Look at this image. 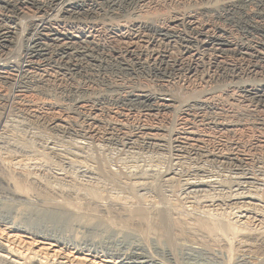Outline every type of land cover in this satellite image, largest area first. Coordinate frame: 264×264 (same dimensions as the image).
I'll list each match as a JSON object with an SVG mask.
<instances>
[{"label":"bare ground","instance_id":"obj_1","mask_svg":"<svg viewBox=\"0 0 264 264\" xmlns=\"http://www.w3.org/2000/svg\"><path fill=\"white\" fill-rule=\"evenodd\" d=\"M0 189L4 264H264V0H0Z\"/></svg>","mask_w":264,"mask_h":264},{"label":"rangeland","instance_id":"obj_2","mask_svg":"<svg viewBox=\"0 0 264 264\" xmlns=\"http://www.w3.org/2000/svg\"><path fill=\"white\" fill-rule=\"evenodd\" d=\"M164 14V13H163ZM26 22V23H25ZM28 22L29 21H26V20H22L21 21V24H22V27H23V29L25 28V27H27L29 24H28ZM24 23V24H23ZM25 25V26H24ZM19 43V44H18ZM17 43V47H15V49H14V55H16V56H20L21 55V49H22V43H20V42H18ZM19 52H20V54H19ZM206 56V55H205ZM204 56V59H203V61H204V63H207V60H208V58H209V56H206L205 57ZM208 57V58H207ZM17 59V58H16ZM206 61V62H205ZM247 78H249V77H247ZM247 78H246V81H247ZM249 81H253V79H249ZM210 83V84H209ZM207 82V83H205V85H204V87L206 88H208L209 87V90H216L213 86H214V83H212V82ZM249 83H251V82H249ZM204 84V82H202V84H201V86ZM208 85V86H207ZM212 86V87H211ZM203 87V86H202ZM216 94H218V92H216ZM169 157H171V156H169V154H165L164 156H162L160 159H159V161H160V163L158 164V162H156V163H153L152 162V159L150 158V157H148L147 159L148 160H145L146 161V164L148 163L149 165L150 164H158L159 166V169L161 168L162 170H166V169H168V168H170V167H172L171 165L173 164V161L171 162L170 160H172V157L171 158H169ZM146 159V158H145ZM151 159V160H150ZM162 159V160H161ZM170 159V160H169ZM154 160V159H153ZM169 160V161H168ZM150 161V162H149ZM168 166V167H167ZM165 167V168H164ZM180 168H182V167H178L177 169H180ZM220 173V172H219ZM223 174V175H222ZM220 173V175H222V176H224V174H225V176H227V177H225V178H228L229 179V177L231 176H229V174H226V173ZM216 178V177H215ZM220 179V178H219ZM223 179V178H222ZM222 179H220V180H222ZM227 179V180H228ZM233 180L234 179H232L231 178V182H233ZM230 181V180H229ZM228 181V182H229ZM230 182V183H231ZM234 183V182H233ZM251 191V192H249V191ZM245 189V192L243 191L242 193L244 194H248V192H249V194L248 195H253L254 196V198H257V199H259L260 198V200H262V201H264V191L262 192V191H255V190H250V189ZM3 190L2 189H0V228H3L2 230L0 229V237H2V240L0 239V245L2 246V243L3 244H6V245H8V242H6L5 241V239H8L9 237H10V239H12V240H14V239H16V244L15 245H13V248L14 247H16V248H14V249H18L17 248V244H18V242L20 243L21 241V239L24 241L22 244H24L23 246H26V243L28 242V240L27 239H25L24 237H23V234H25L24 236L26 237V236H31L32 235V232L28 229L27 231H25V228H32V227H34L35 225L34 224H36V223H39L40 225L42 224V226H44L46 229H48V230H46V229H44V228H42L41 230H43L44 232H46V231H49V232H54V231H50V229L52 230V227L54 226V227H58V226H62L60 223L58 224V222L57 221H55L56 220V218L54 217V216H51V215H49L48 217L47 216H45L43 213H37V215H36V213L34 212V210H35V205H29L28 206V204L29 203H25V201H22V200H10L9 199V196H7V194L4 192V194H3ZM247 192V193H246ZM256 194H255V193ZM259 194V195H258ZM6 195V196H5ZM256 196V197H255ZM7 197V198H6ZM4 198V199H3ZM7 202V203H6ZM73 202V201H72ZM16 203V204H15ZM3 204V205H2ZM22 204H23V206H22ZM12 205H13V207L14 206H22V209L24 208V210H25V208H27L25 211H27L26 213L24 212V215H22L23 217H13V215L14 214H12V213H10V208L9 207H12ZM26 206V207H25ZM31 210V211H30ZM31 214H29V213ZM33 212V213H32ZM233 213V214H232ZM231 214H229L228 212L227 213H214L213 215H212V217L211 218H220L222 221H226V222H228L229 224H231L232 226L233 225H235L234 226V228L235 229H237L238 231H240V230H242L243 229V231L245 230V231H257V230H259L262 226H260V225H258V227H257V225L256 224H252V223H246L245 222V219H243V218H241V216L240 215H238L237 213H235V211H233ZM219 214V215H218ZM38 216V217H37ZM214 216V217H213ZM11 217V218H10ZM51 217V218H50ZM225 217V218H224ZM18 219V220H17ZM25 219V220H24ZM51 219V220H50ZM229 219H230V221H229ZM243 219V220H242ZM13 220H16V221H13ZM33 220V221H32ZM38 220H39V222H38ZM54 220V221H53ZM22 221V222H21ZM25 221V222H24ZM35 221V222H34ZM47 221V222H46ZM17 222H19V224L17 223ZM30 222V223H29ZM50 222V223H49ZM55 222H57V224L55 223ZM11 225H10V224ZM16 223V224H15ZM34 223V224H33ZM49 223V224H48ZM242 223V224H241ZM8 224V225H7ZM26 224V225H25ZM32 224H33V226H32ZM17 225H19L20 227H18ZM26 227H25V226ZM47 225V226H46ZM53 225V226H52ZM28 226V227H27ZM260 226V227H259ZM8 227H12L13 229L12 230H16V228H18L17 229V231H15V233H14V235L15 234H17L19 237H17V238H20L21 237V239H17L16 237H13L12 238V233H10L9 231H8ZM25 227V228H24ZM241 227V228H240ZM256 228V229H255ZM5 229H7V230H5ZM21 229V230H20ZM24 229V230H23ZM248 229V230H247ZM264 229V228H263ZM20 230V231H19ZM46 230V231H45ZM3 232V233H2ZM7 232V233H6ZM23 232H26V233H23ZM85 231H81L77 236H79V237H85L87 234H85L84 233ZM23 233V234H22ZM47 234H50V233H48V232H46ZM3 234V235H2ZM30 234V235H29ZM82 234L83 235H85V236H82ZM5 235V236H4ZM11 235V236H10ZM13 235V236H14ZM22 235V236H21ZM9 236V237H8ZM111 240V239H110ZM111 242H112V240H111ZM125 245H124V244ZM113 242L112 243V245H113V247L114 246H118L117 248H121V249H124V248H126L127 246H126V243L125 242ZM21 244V245H22ZM81 244V243H80ZM116 244V245H115ZM120 244V245H119ZM17 245V246H16ZM124 246H126V247H124ZM12 247V246H11ZM109 247V245L107 246H104L103 248H102V251L105 253V251H106V248H108ZM112 247V248H113ZM23 249H26V247H24V248H22V250H21V252L23 251ZM156 252V253H155ZM185 252H187V253H185ZM29 254V256H27L28 254ZM153 253H154V255H157V256H162V254H160V253H158L157 251H154L153 250ZM25 254V255H24ZM189 254V255H188ZM190 254H192V256L190 255ZM233 254V255H232ZM16 255V254H15ZM185 255V256H184ZM25 256L26 257H30L31 256V254H30V252L27 250H24V253H23V257L21 256H15V257H12V259L11 260H19L18 262L19 263H22V262H24V260H22V258H25ZM183 259L181 260V261H183V264L185 263V264H194L195 262L197 263H204V262H206V260H208V262L209 261H211V262H209V263H218V261H215V259L212 257V256H208V255H204V254H202V253H195V252H191L190 253V251L188 252L187 250L186 251H184L183 252ZM190 256V257H189ZM230 257H229V260L231 261L230 263H233L234 262V260H235V254H234V252H232L230 255H229ZM187 257V258H186ZM212 257V258H211ZM20 258V259H19ZM38 258H40L39 256H38ZM192 258V259H191ZM232 258H234L233 260H232ZM186 259H187V261H186ZM197 259V260H196ZM202 260V261H201ZM213 260V261H212ZM49 261V264H50V262H53V261H50V260H48ZM58 261V260H57ZM57 261H54L53 263H51V264H55V262H56V264H63V262H65V260H61V261H58V263H57ZM194 261V262H193ZM215 261V262H214ZM60 262H62V263H60ZM0 263H2V264H4L3 262H2V259L0 258ZM26 263H27V261H26ZM195 263V264H196ZM258 264L257 263V261H254L253 259L252 260H247L244 264ZM263 264V263H262Z\"/></svg>","mask_w":264,"mask_h":264}]
</instances>
